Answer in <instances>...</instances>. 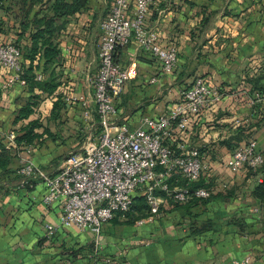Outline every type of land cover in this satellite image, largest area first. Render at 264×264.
Returning <instances> with one entry per match:
<instances>
[{
    "label": "crops",
    "instance_id": "0c3cea01",
    "mask_svg": "<svg viewBox=\"0 0 264 264\" xmlns=\"http://www.w3.org/2000/svg\"><path fill=\"white\" fill-rule=\"evenodd\" d=\"M112 3L87 0L84 9L67 17L57 38L58 61L34 70L36 79H47L52 74L56 77L58 84L52 92L37 86L30 90L21 79L0 92L1 142L6 144L9 134L15 135L29 120L37 118L41 122L34 128L41 135L29 144L30 151L19 147L6 170L0 167V264H105L103 260L94 263L86 255L87 247L124 257L117 264H264V200L250 193L260 175H250L247 166L228 168L225 161L234 146L224 142L229 139L235 144L255 138L258 148H264V119L255 124L260 113L264 115V97L256 99L260 105L254 107L250 92L252 79L264 83V0H153L146 24L156 29L163 44L176 46V70L150 82V76L160 69L155 56L141 51L133 41L118 55L121 63L134 61L138 69L137 75L128 80L133 82L126 83L116 99L117 122L130 128L138 125L142 115L167 111L196 77L224 90L222 99L191 117L182 139L205 150L208 168L201 177L210 182L211 193L233 189L230 198L211 199L213 209L209 215L224 217L242 209L249 228L238 231V226L218 221L214 230L186 236L182 209H175L170 197H165L162 207L166 211L161 210L152 220L121 222L126 215L116 213V219L104 222L97 236L72 226L58 231L52 240H44V223H56L61 206L58 202L43 203L44 188L37 177L33 188L17 187V170L30 159L51 172L72 150L69 148L73 143L68 139L75 143L82 139L76 149L87 134L99 130L92 78L98 65L100 21ZM48 5V0H0V42L17 39L24 45L28 31L18 36L20 20L47 10ZM9 73L0 64V84ZM33 92L40 95L33 111L16 118L18 108ZM58 95L77 99L65 100L53 117L51 110ZM86 109L90 117L84 115ZM238 126L244 133L239 140ZM45 127L48 130L42 132ZM70 247L84 249L70 255ZM246 256L247 263L243 262Z\"/></svg>",
    "mask_w": 264,
    "mask_h": 264
},
{
    "label": "built area",
    "instance_id": "2783aa9c",
    "mask_svg": "<svg viewBox=\"0 0 264 264\" xmlns=\"http://www.w3.org/2000/svg\"><path fill=\"white\" fill-rule=\"evenodd\" d=\"M152 1L113 0L100 21L98 65L92 78L99 130L87 134L81 146L70 150L51 172L30 159L24 160L17 170L24 178L37 177L42 182L43 203L58 202L61 206L58 221L44 223L47 237L59 228L72 226L97 236L102 223L116 212L127 211L137 193L144 196L148 206L147 215L137 222L151 220L161 213L166 197L158 190L184 202L191 194L188 184L201 177L208 168L205 150L182 138L191 117L222 99L224 90L219 85L196 77L180 91L178 99L167 111L156 116L142 115L133 128L117 122L116 99L124 91L127 81L138 72L134 61L123 64L118 60L122 49L133 41L141 51L159 60V72L150 76V82L158 81L161 74L174 72L177 66L176 46L163 44L156 29L146 24ZM14 41L0 42V64L10 70L0 84V92L19 79L21 49ZM254 96L251 102L256 97H264L258 92H254ZM64 99L77 97L66 96ZM90 114L89 109L84 111V115L90 117ZM8 137L5 145L15 147L14 134ZM30 146L26 145L25 150L30 151ZM262 160L256 139L250 138L235 146L225 162L228 168L236 170L245 164L255 168ZM178 175L184 177L187 184L178 183ZM172 177L174 183L171 185ZM193 193L206 197L211 190L199 186ZM248 261L249 256H246L243 262Z\"/></svg>",
    "mask_w": 264,
    "mask_h": 264
},
{
    "label": "trees",
    "instance_id": "16d2710c",
    "mask_svg": "<svg viewBox=\"0 0 264 264\" xmlns=\"http://www.w3.org/2000/svg\"><path fill=\"white\" fill-rule=\"evenodd\" d=\"M49 5L48 9L42 11H38L34 14L32 18H25L24 20H20V31L17 32L18 36H21L24 31H28V41L21 45L17 41H14L21 49V70L19 73V79L24 80L28 85V88L32 90L35 86L40 88L43 91L52 92L57 84L56 77L52 74L47 79H36L34 70L40 67V65H44L45 63H54L58 61L60 55V49L58 46V35L61 30L65 27V23L67 17L75 12H78L85 8L87 0H48ZM2 20L0 19V30H2ZM177 67V66H176ZM176 70V69H175ZM260 78V77H258ZM18 79V80H19ZM251 94L254 96V92H258L260 95H264V83L257 80L256 78L252 79V89L250 90ZM39 93H31L18 108V114L16 118L26 117L33 111V106L37 104V98L39 97ZM256 99H258L256 97ZM255 99V100H256ZM254 100V107L260 105V103H256ZM66 103L64 96L58 95L53 102V107L51 110V115L56 117L58 115V109L64 106ZM259 110V109H258ZM264 119V115L260 113L257 117V121L255 124H259ZM41 122L37 119H31L20 127L18 132L14 135V141L16 143L15 147H7L3 142L0 141V167L2 170H6L8 163L11 161L14 155V151L21 146H25L31 144L35 137L41 135L36 130L35 127L40 126ZM48 130L43 128L44 132ZM243 127L238 126V140L242 138L244 133H242ZM249 140V139H248ZM247 141V140H246ZM231 147H235L240 143H232L229 139L224 140ZM245 142V141H244ZM233 147V148H234ZM202 150V146H199ZM176 152L178 151L175 148ZM263 154V160L261 164L255 168H252L248 165H244L248 167V173L250 175L259 174L260 179H257L250 190L251 195L259 200H264V148L260 150ZM20 174V173H19ZM20 179L15 184L17 187H25L26 189H30L34 187L36 183L35 178H24L23 175H19ZM175 177V176H174ZM171 185L174 183L173 177L170 179ZM178 183L187 184V181L184 177H180L178 175ZM210 182L204 181L202 177H199L197 180L190 182L188 186L190 187L191 194L188 199L184 202H178L172 199L167 192L159 191L162 195L166 197H170V202L174 203L175 209H182L184 222L186 226L185 235L186 236H195L200 234L201 232L207 230H214L218 224V221L223 222L224 224L231 226H238L239 230H247L249 228V223L246 221V215L240 209L238 213L226 214L223 215H209L210 211L213 209L210 204L211 199H215L221 197L223 199L230 198L233 195V189H227L225 192H217L210 193L206 197L197 196L193 193V189L203 186L209 188ZM147 203L142 194H135L133 197V202L129 209L123 212L126 215V219L121 222L133 223L136 222L141 217H145L147 215ZM163 212H165V208H161ZM248 215H250L249 211H247ZM122 213V212H116ZM115 213V214H116ZM114 214V215H115ZM205 214V216L203 215ZM112 216L108 220L117 216ZM204 216V218L202 217ZM155 217V216H154ZM220 218H224L221 220ZM153 219V218H152ZM151 219V220H152ZM107 220V221H108ZM146 221V220H145ZM106 222V221H105ZM104 223V222H103ZM102 223V224H103ZM102 226V225H101ZM66 227L59 228L56 230L54 234L50 237L45 235L44 240L53 239L55 234L64 229ZM101 229V228H100ZM80 230V229H79ZM84 249V247H70L68 249V253L70 255L79 254V252ZM86 255L91 258L94 263L100 262L103 260L105 264H117L124 260V257L119 255H110L106 253H100L97 249H93L92 247L86 248ZM90 259V260H91Z\"/></svg>",
    "mask_w": 264,
    "mask_h": 264
},
{
    "label": "rangeland",
    "instance_id": "374dc122",
    "mask_svg": "<svg viewBox=\"0 0 264 264\" xmlns=\"http://www.w3.org/2000/svg\"><path fill=\"white\" fill-rule=\"evenodd\" d=\"M133 81H127V84L128 83H132ZM85 126H83L82 127V129H85L84 128ZM82 138H83V136H82ZM72 139H68V142H70V143H73V145L72 146H70V148L69 149H74V147H76L77 145H79L80 143H81V141H82V139L80 140V139H77V142L75 143V141H71ZM75 143V144H74ZM69 149H67V151L69 150Z\"/></svg>",
    "mask_w": 264,
    "mask_h": 264
}]
</instances>
